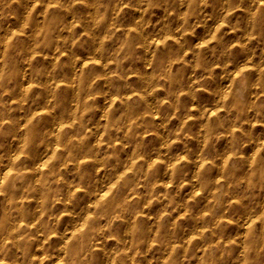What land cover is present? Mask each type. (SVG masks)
<instances>
[{
    "label": "bare ground",
    "instance_id": "bare-ground-1",
    "mask_svg": "<svg viewBox=\"0 0 264 264\" xmlns=\"http://www.w3.org/2000/svg\"><path fill=\"white\" fill-rule=\"evenodd\" d=\"M0 264H264V0H0Z\"/></svg>",
    "mask_w": 264,
    "mask_h": 264
},
{
    "label": "rangeland",
    "instance_id": "rangeland-1",
    "mask_svg": "<svg viewBox=\"0 0 264 264\" xmlns=\"http://www.w3.org/2000/svg\"><path fill=\"white\" fill-rule=\"evenodd\" d=\"M73 5H74L73 8L78 9V5H79V4H77V3L75 4V3H74Z\"/></svg>",
    "mask_w": 264,
    "mask_h": 264
}]
</instances>
